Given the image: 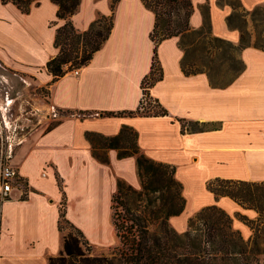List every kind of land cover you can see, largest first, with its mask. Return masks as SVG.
Wrapping results in <instances>:
<instances>
[{
	"label": "crops",
	"instance_id": "obj_1",
	"mask_svg": "<svg viewBox=\"0 0 264 264\" xmlns=\"http://www.w3.org/2000/svg\"><path fill=\"white\" fill-rule=\"evenodd\" d=\"M263 5L264 0H191L189 26L201 29L206 17L212 37L237 46L240 32L227 18ZM56 12L50 0L33 3L27 14L0 1V67L45 88L52 111L47 120L55 122L20 137L13 150L18 182L0 204V264H47L57 256L66 235L58 230L62 201L65 219L89 245L116 243L112 197L117 182L141 189L136 160L109 149L107 163L100 162L87 135L113 137L123 127L136 134L146 158L173 169L181 184L184 210L168 220L176 232L186 230L192 214L217 206L248 239L251 230L240 217L255 221L258 214L229 197H215L207 184L264 182V50L253 44L242 49L243 71L227 86L214 87L205 73L182 72L178 37L151 41L155 16L142 0H81L71 17L74 28L84 32L110 16V32L77 75L67 65L53 80L45 66L58 54L54 39L64 21ZM153 59L161 78L145 91L151 107L158 104L167 115H106L142 111V82Z\"/></svg>",
	"mask_w": 264,
	"mask_h": 264
},
{
	"label": "trees",
	"instance_id": "obj_2",
	"mask_svg": "<svg viewBox=\"0 0 264 264\" xmlns=\"http://www.w3.org/2000/svg\"><path fill=\"white\" fill-rule=\"evenodd\" d=\"M0 1L2 4L11 3L25 14L29 12L33 3L39 2V0ZM50 1L57 6V20L64 21V24L56 29L54 39L58 54L45 66L55 80L64 74L65 66L68 65L69 68L74 69L87 64L107 39L112 23L110 18L109 24L105 26L106 18L100 17L92 22L86 31L79 32L74 28L71 17L78 11L81 0ZM117 1L113 0V4ZM144 4L155 16L154 27L150 34L151 41L157 44L167 38H179V47L184 52L181 70L185 75L205 73L211 86L225 87L243 71L244 65L239 60L238 66L228 68L232 74L227 81L222 82L220 80L224 74L223 69L220 66L210 65L215 52L222 51L224 55L227 50H233L239 53L251 45L242 32L239 44L235 46L219 38H210L206 17L201 29H191L189 26V17L192 13L190 0H164V5L161 6L163 9L160 10L157 9L156 3ZM256 11L257 9L252 12L253 15ZM235 16L236 13L227 18V25L239 30L233 24ZM184 39H191V41L186 45ZM202 39H208L202 44L205 54L210 58L209 62L188 55L187 49L194 47ZM81 40L87 50L79 56L77 50ZM253 46L264 50V42L257 40ZM160 78V68L153 59L150 75L142 82L143 95L147 99L145 89ZM149 102H146L144 110L152 108L153 111L150 113L137 110L106 115H167V112L158 104L151 107V101ZM184 126L182 123V131ZM87 139L91 142L93 156L102 163H107L106 151L109 149L117 150L118 158L135 157L141 189L133 190L130 186H125L123 182H117V189L112 197L113 224L120 244L117 257L116 255L111 258L89 257L85 254L78 237L73 233H67L62 239V249L57 256L49 257L47 264H259L255 257L260 254L258 239L264 238V182L215 180L207 184V189L215 197H229L241 207L252 209L258 214L255 221L240 217L253 232L247 240L239 231L233 230L232 218L217 206H208L199 210L189 218L188 230L177 234L178 232L172 227L169 229L166 225L170 217L178 216L183 212L185 205L181 194L182 187L174 179L173 169L155 163L139 153L134 143L136 134L128 127H123L113 137L88 134ZM129 193L136 196L138 201L145 202L141 212L147 214L148 220L161 219L162 227L158 233L149 232L146 216L142 217L130 208H125L122 201ZM151 196H155L158 201L157 206L152 205ZM63 225H69L65 219L64 202L59 208L58 230L60 232H63ZM192 232H194L193 235Z\"/></svg>",
	"mask_w": 264,
	"mask_h": 264
},
{
	"label": "rangeland",
	"instance_id": "obj_3",
	"mask_svg": "<svg viewBox=\"0 0 264 264\" xmlns=\"http://www.w3.org/2000/svg\"><path fill=\"white\" fill-rule=\"evenodd\" d=\"M142 1L151 5L156 3L158 10L163 9V7L161 6L164 5V0ZM256 9L257 11L254 15L252 12L255 9L248 13L237 12L235 18L233 19V24L239 28V32L243 33L244 37L246 38V40H249L250 44L255 43L257 40L264 42V5L257 7ZM109 21L110 16L106 17L104 25L107 26L109 24ZM208 35L209 33L207 34V36ZM209 36L210 38H212L211 35ZM195 39H198V37H195ZM207 40L208 39H202L198 41V43H196L194 47L188 48V55L193 57L196 56L200 60L209 62L210 58L205 54V49L203 48L204 45L202 44V42L205 43L207 42ZM183 41H185L186 45H188L191 39H184ZM84 50H87V47L83 45V42L81 40L78 45V55L81 56ZM226 52L227 53H225L224 55L222 51L215 52L212 61L210 62V65L220 66L223 69L224 74L221 76L220 80L222 82L227 81L230 75L232 74V72L228 70V68L230 66H238L239 61L238 52H235L233 50H227ZM229 69H231V67ZM146 100V102L150 103L147 98ZM144 106H146V103L144 104ZM150 112L151 111H149L148 109H145L143 113ZM48 114L51 115L52 111L47 108V91L45 88H34L31 84H26L22 82L17 77L13 76L11 73L0 67V144L9 143L15 134L20 137L26 138L29 134L33 133L39 128L43 127V131L47 130L49 126L55 124V122L50 124L48 123ZM134 143L136 145L135 141ZM138 151L139 153L143 154L139 149ZM125 186L128 185L125 184ZM151 199L153 200L152 205L157 206L158 201L155 199V196H151ZM122 202L126 209L130 208L131 211L136 212L138 215H141L142 217L146 216V219L148 218L147 214L142 213L145 206V202L138 201L136 196H134L133 194L129 193L126 198H123ZM112 206L113 204L111 205L113 216ZM193 215L194 214H192L189 218H191ZM146 224L149 232L151 233H158V231L162 227L160 218L149 220L147 219ZM166 225L167 228L171 229L168 220L166 222ZM186 230H188V221ZM233 230L235 229L233 228ZM63 233L75 234L82 243L85 254L89 257L111 258L115 255L116 257L118 256V249L120 248L118 239L116 240V243L113 246L108 248H100L89 245L83 235L78 233L73 227H71V225H63ZM193 233L194 232H192V235ZM252 234L253 232L251 230V236ZM202 239L203 238L201 237V240ZM257 243L260 248V254L256 255L255 260H257L259 264H262L264 261V238L258 239Z\"/></svg>",
	"mask_w": 264,
	"mask_h": 264
},
{
	"label": "built area",
	"instance_id": "obj_4",
	"mask_svg": "<svg viewBox=\"0 0 264 264\" xmlns=\"http://www.w3.org/2000/svg\"><path fill=\"white\" fill-rule=\"evenodd\" d=\"M73 72L77 75V68H75ZM145 103L146 97L143 95L141 98L142 110ZM20 140V136L15 134L9 143L0 144V202L10 198L14 186L18 182V173L11 165V157L15 146L20 142Z\"/></svg>",
	"mask_w": 264,
	"mask_h": 264
}]
</instances>
